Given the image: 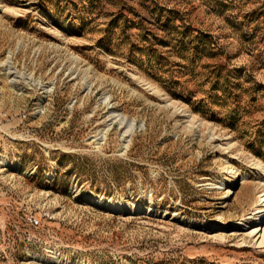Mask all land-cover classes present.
Returning <instances> with one entry per match:
<instances>
[{"label":"rangeland","instance_id":"obj_1","mask_svg":"<svg viewBox=\"0 0 264 264\" xmlns=\"http://www.w3.org/2000/svg\"><path fill=\"white\" fill-rule=\"evenodd\" d=\"M263 166L264 0H0V264H264Z\"/></svg>","mask_w":264,"mask_h":264},{"label":"bare ground","instance_id":"obj_2","mask_svg":"<svg viewBox=\"0 0 264 264\" xmlns=\"http://www.w3.org/2000/svg\"><path fill=\"white\" fill-rule=\"evenodd\" d=\"M259 166H261V164ZM263 169H264V166H263ZM259 197H262V196H259ZM257 202L260 203V200H257ZM262 202H264V198H262L261 203ZM114 207H116V204L108 205V209H110V210L114 209ZM253 223H257L258 225L255 227H252L251 234L258 233L259 230L262 229V227L260 228V225H262L264 223V205L262 207H260L259 210L255 214L251 215L248 220H244L240 224H237V225H235V224H231V225L230 224H221V228H229V227L235 228L238 225L239 226H246V225L253 224Z\"/></svg>","mask_w":264,"mask_h":264},{"label":"built area","instance_id":"obj_3","mask_svg":"<svg viewBox=\"0 0 264 264\" xmlns=\"http://www.w3.org/2000/svg\"><path fill=\"white\" fill-rule=\"evenodd\" d=\"M29 222L33 225V226H37L39 225V220L36 218H29Z\"/></svg>","mask_w":264,"mask_h":264}]
</instances>
